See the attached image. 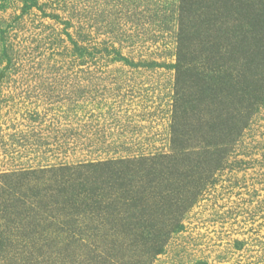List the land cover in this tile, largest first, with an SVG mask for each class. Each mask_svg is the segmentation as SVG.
<instances>
[{
	"label": "rangeland",
	"instance_id": "rangeland-1",
	"mask_svg": "<svg viewBox=\"0 0 264 264\" xmlns=\"http://www.w3.org/2000/svg\"><path fill=\"white\" fill-rule=\"evenodd\" d=\"M177 2L0 0V185L26 173L49 197L53 169L169 153ZM259 39L238 69L243 81L252 64L257 89ZM249 112L223 166L180 188L194 204L150 264H264V103ZM40 170L48 173L33 176ZM29 197L33 245L14 243L0 264H69L67 232L37 206L41 195Z\"/></svg>",
	"mask_w": 264,
	"mask_h": 264
},
{
	"label": "trees",
	"instance_id": "trees-1",
	"mask_svg": "<svg viewBox=\"0 0 264 264\" xmlns=\"http://www.w3.org/2000/svg\"><path fill=\"white\" fill-rule=\"evenodd\" d=\"M171 16L178 47L171 66L169 153L53 169L56 186L49 197L27 185L24 179H33L26 173L1 176L11 178L0 185V257L14 243L33 245L29 195H41L37 206L60 218L52 223L67 232L69 264H150L164 254L171 234L183 229V214L195 196L184 200L180 188L223 166L247 126L249 110L264 103V76L257 89L252 64L246 63L243 81L238 72L241 51L251 54L249 42L264 39V0H178Z\"/></svg>",
	"mask_w": 264,
	"mask_h": 264
}]
</instances>
